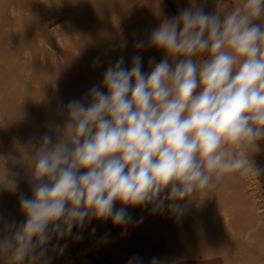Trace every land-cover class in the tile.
<instances>
[{
  "label": "clouds",
  "instance_id": "clouds-1",
  "mask_svg": "<svg viewBox=\"0 0 264 264\" xmlns=\"http://www.w3.org/2000/svg\"><path fill=\"white\" fill-rule=\"evenodd\" d=\"M261 18L264 0L214 13L189 0L152 30L147 45L165 58L150 61L149 73L140 55L130 68L123 57L110 65L87 93L89 103L67 105L58 139L38 137L28 156L32 196L19 200L26 219L6 223L0 256L35 261L54 238L92 219L127 226L128 207L181 216L198 190L215 188L229 174H259L249 146L264 140V24L254 23ZM18 185L5 171L0 176V188L15 192ZM128 264L143 260L133 256Z\"/></svg>",
  "mask_w": 264,
  "mask_h": 264
},
{
  "label": "rangeland",
  "instance_id": "rangeland-1",
  "mask_svg": "<svg viewBox=\"0 0 264 264\" xmlns=\"http://www.w3.org/2000/svg\"><path fill=\"white\" fill-rule=\"evenodd\" d=\"M243 2L199 0L209 13ZM188 6L189 0H0V176L5 171L33 183L28 156L38 137L48 132L55 142L67 105L74 99L89 103V90L120 57L130 68L132 57L142 56L149 73L150 61L165 58L147 45L152 30ZM254 23L264 24V18ZM137 39L146 42L143 49L134 47ZM249 148L259 174H229L215 188L198 190L181 216L152 212L151 205L128 207L138 231L92 219L86 247L102 245L106 235L120 242L129 234V244L143 247L146 262L159 256L160 264H264V140Z\"/></svg>",
  "mask_w": 264,
  "mask_h": 264
},
{
  "label": "crops",
  "instance_id": "crops-1",
  "mask_svg": "<svg viewBox=\"0 0 264 264\" xmlns=\"http://www.w3.org/2000/svg\"><path fill=\"white\" fill-rule=\"evenodd\" d=\"M19 181L18 189L15 192L8 191L4 188H0V235L5 231V226L8 221L14 220L17 225L23 222L26 218L20 210L19 200L20 197L32 196V181L31 178H14ZM127 227L130 231L139 230V224H129ZM94 234L100 228L94 227ZM112 232V229H104ZM126 231V228H124ZM82 231V238L80 236ZM91 231V228H89ZM89 234L87 228L83 230L73 228L72 235L57 240L53 239L47 246V252L44 256H38L35 261L30 258L26 259L25 264H128L130 258L138 256L143 260V264H149L146 262L143 247L139 244H129V234H125L124 238L120 237V242L116 239L111 240L109 235H106L104 243L100 246H93L89 244L86 247L85 236ZM120 236V235H118ZM59 244L62 246L61 249L53 248V244ZM159 256H152L151 258ZM182 263L186 264L187 261ZM0 264H16L15 261L11 260L9 256H0ZM160 264V261H159Z\"/></svg>",
  "mask_w": 264,
  "mask_h": 264
},
{
  "label": "bare ground",
  "instance_id": "bare-ground-1",
  "mask_svg": "<svg viewBox=\"0 0 264 264\" xmlns=\"http://www.w3.org/2000/svg\"><path fill=\"white\" fill-rule=\"evenodd\" d=\"M258 163V162H257ZM258 167V166H257ZM260 171H262V170H260ZM256 183V182H255ZM254 184V183H253ZM257 188V187H256ZM251 190V189H250ZM254 190V189H253ZM261 191V190H260ZM259 192V191H258ZM251 199V198H250ZM251 201H252V199H251ZM254 204V203H253ZM250 205H251V203H250ZM253 207V206H252ZM262 208V207H261ZM254 209V208H253ZM262 213V212H261ZM264 216V215H263ZM257 218V217H256ZM261 218V217H260ZM250 219V218H249ZM262 219V218H261ZM260 219V220H261ZM251 223V222H250ZM248 230V229H247Z\"/></svg>",
  "mask_w": 264,
  "mask_h": 264
}]
</instances>
